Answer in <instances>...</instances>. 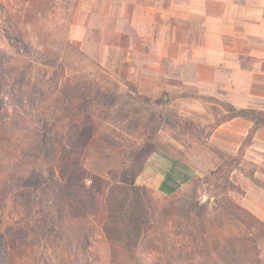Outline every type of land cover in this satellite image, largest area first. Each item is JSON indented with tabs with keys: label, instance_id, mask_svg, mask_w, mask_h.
I'll return each mask as SVG.
<instances>
[{
	"label": "rangeland",
	"instance_id": "374dc122",
	"mask_svg": "<svg viewBox=\"0 0 264 264\" xmlns=\"http://www.w3.org/2000/svg\"><path fill=\"white\" fill-rule=\"evenodd\" d=\"M134 2L0 0V264H264V227L225 208L264 223V66L237 108L148 51ZM133 185L150 223L128 248L104 226Z\"/></svg>",
	"mask_w": 264,
	"mask_h": 264
},
{
	"label": "crops",
	"instance_id": "0c3cea01",
	"mask_svg": "<svg viewBox=\"0 0 264 264\" xmlns=\"http://www.w3.org/2000/svg\"><path fill=\"white\" fill-rule=\"evenodd\" d=\"M134 5L131 24L150 53L183 54L195 83L222 86L232 105L247 106L263 73L264 0H135Z\"/></svg>",
	"mask_w": 264,
	"mask_h": 264
},
{
	"label": "trees",
	"instance_id": "16d2710c",
	"mask_svg": "<svg viewBox=\"0 0 264 264\" xmlns=\"http://www.w3.org/2000/svg\"><path fill=\"white\" fill-rule=\"evenodd\" d=\"M230 109L232 118L240 116L247 117L249 114L247 110L237 111L233 107ZM66 187L70 189V186ZM126 189L127 191H125ZM121 190L123 191L121 192V196L124 198V202L117 208L115 207L113 209L112 207L110 209L108 204V214L104 228L109 232L113 231L116 226L119 227L122 231V240L124 242V246L131 248L133 243H136L138 240H140L141 234L148 226L147 224L150 223L148 217V208L145 205L146 200L144 190L142 188L136 185H133L132 188L129 189L122 186ZM225 208L226 212L236 216L246 225H250L256 229L264 227V223L259 218L235 203L228 201ZM117 223H122L123 227L117 225ZM108 238L111 239L110 237ZM252 251V247L250 249L239 250L238 247L234 245L236 257L231 263H238V260L255 263L258 257L256 254H253Z\"/></svg>",
	"mask_w": 264,
	"mask_h": 264
}]
</instances>
